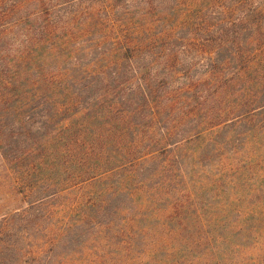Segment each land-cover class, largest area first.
<instances>
[{"label": "rangeland", "instance_id": "374dc122", "mask_svg": "<svg viewBox=\"0 0 264 264\" xmlns=\"http://www.w3.org/2000/svg\"><path fill=\"white\" fill-rule=\"evenodd\" d=\"M236 1L0 0V264H264L262 78L210 70Z\"/></svg>", "mask_w": 264, "mask_h": 264}, {"label": "trees", "instance_id": "16d2710c", "mask_svg": "<svg viewBox=\"0 0 264 264\" xmlns=\"http://www.w3.org/2000/svg\"><path fill=\"white\" fill-rule=\"evenodd\" d=\"M193 1L198 10L204 11L219 5V0ZM236 2L235 7H222L221 5L219 12L223 19L212 24V31L217 33L218 41L213 44L211 49V74L215 81H219L228 71L231 75L229 78L231 82L240 78L245 80L252 74H258L262 78L258 84L262 90L254 105L264 113V31H260L254 18V16L264 15V0L252 9L248 7L249 0H237ZM225 17L232 18L227 22L224 20ZM250 23L253 25L252 27H250ZM229 68L232 69L229 71ZM156 97L158 94L148 87L133 91L126 96L122 104L127 113L125 117L131 118V114L143 111L148 112L150 118L158 115L161 110L153 106ZM57 242L58 240H53L52 245ZM13 245V241L0 242V257ZM48 262L46 261L45 264H49Z\"/></svg>", "mask_w": 264, "mask_h": 264}]
</instances>
